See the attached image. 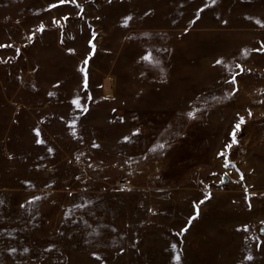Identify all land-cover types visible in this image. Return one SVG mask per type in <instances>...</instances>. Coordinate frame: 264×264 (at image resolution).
<instances>
[{
  "label": "rangeland",
  "instance_id": "1",
  "mask_svg": "<svg viewBox=\"0 0 264 264\" xmlns=\"http://www.w3.org/2000/svg\"><path fill=\"white\" fill-rule=\"evenodd\" d=\"M262 46L264 0H0V264H264Z\"/></svg>",
  "mask_w": 264,
  "mask_h": 264
},
{
  "label": "snow or ice",
  "instance_id": "2",
  "mask_svg": "<svg viewBox=\"0 0 264 264\" xmlns=\"http://www.w3.org/2000/svg\"><path fill=\"white\" fill-rule=\"evenodd\" d=\"M67 2H71V3H75V0H60V3L61 4H63V3H67ZM215 2V0H213V3ZM57 5H51L50 7H56ZM78 7H79V5H77ZM65 19H67V17H65ZM128 19H131V17H128V18H126V21H125V23H127V20ZM39 31H43V26H41V28L39 29ZM29 39H31V37H29ZM94 47V46H93ZM261 50H264V46H262V49ZM146 59H151V57H147ZM84 63H85V65H87V59L84 61ZM217 63H222V61H217ZM82 71H86L85 69H82ZM234 82V81H233ZM75 103H77V105L79 106V102L78 101H76ZM244 122V118L243 117H241L240 118V123H238V124H236L235 125V129L236 130H239V128H240V126H241V124ZM37 135H39V133H37ZM38 143H42V141H37ZM236 142V132L234 131L233 133H232V143H235ZM161 147H163L162 145H161ZM226 147V149L227 148H230L231 147V144H229V145H226L225 146ZM220 155H224V153L222 152V153H220ZM225 166H227V164L225 165ZM206 198H208V197H206ZM204 201H201L200 203H203ZM197 207V215L199 214V209H198V206H196ZM194 219H196V216H193V217H191L190 218V220H189V224L191 223V220H194ZM187 231V227H185L184 229H182V232H186ZM175 247V246H174ZM176 259L177 260H179V256H177L176 257ZM249 259H251V257H249Z\"/></svg>",
  "mask_w": 264,
  "mask_h": 264
},
{
  "label": "built area",
  "instance_id": "3",
  "mask_svg": "<svg viewBox=\"0 0 264 264\" xmlns=\"http://www.w3.org/2000/svg\"><path fill=\"white\" fill-rule=\"evenodd\" d=\"M120 185H122L124 188H129V184L125 180L120 181Z\"/></svg>",
  "mask_w": 264,
  "mask_h": 264
},
{
  "label": "bare ground",
  "instance_id": "4",
  "mask_svg": "<svg viewBox=\"0 0 264 264\" xmlns=\"http://www.w3.org/2000/svg\"><path fill=\"white\" fill-rule=\"evenodd\" d=\"M110 80H108L107 82H106V89L107 90H110V82H109Z\"/></svg>",
  "mask_w": 264,
  "mask_h": 264
}]
</instances>
